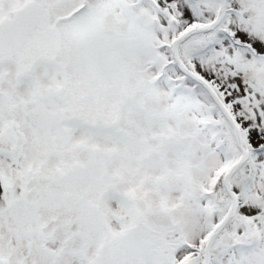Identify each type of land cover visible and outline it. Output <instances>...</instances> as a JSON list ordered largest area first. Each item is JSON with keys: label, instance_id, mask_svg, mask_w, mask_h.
Returning <instances> with one entry per match:
<instances>
[{"label": "snow or ice", "instance_id": "6c2138e0", "mask_svg": "<svg viewBox=\"0 0 264 264\" xmlns=\"http://www.w3.org/2000/svg\"><path fill=\"white\" fill-rule=\"evenodd\" d=\"M0 264H264V0H0Z\"/></svg>", "mask_w": 264, "mask_h": 264}]
</instances>
